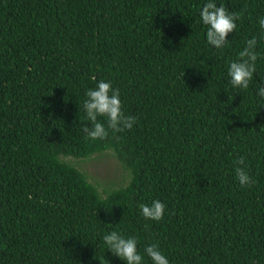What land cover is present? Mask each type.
<instances>
[{
  "label": "trees",
  "instance_id": "trees-1",
  "mask_svg": "<svg viewBox=\"0 0 264 264\" xmlns=\"http://www.w3.org/2000/svg\"><path fill=\"white\" fill-rule=\"evenodd\" d=\"M207 0H0V264H126L105 232L157 244L170 264H264V0L209 45ZM256 37L247 89L228 67ZM119 89L131 129L91 140L85 93ZM113 152L129 181L101 191L67 157ZM244 163L240 164L239 161ZM241 167L251 177L242 186ZM160 200V220L139 205Z\"/></svg>",
  "mask_w": 264,
  "mask_h": 264
},
{
  "label": "clouds",
  "instance_id": "clouds-1",
  "mask_svg": "<svg viewBox=\"0 0 264 264\" xmlns=\"http://www.w3.org/2000/svg\"><path fill=\"white\" fill-rule=\"evenodd\" d=\"M200 22L206 26V40L209 45L222 48L229 32L236 28L237 13L228 11L223 5H218L216 0H207L199 12ZM261 29H264V18L259 19ZM257 39L252 37L247 40L244 48L238 53L239 59L231 61L228 67L230 84L234 88L247 89L254 73L257 71V60L260 53L257 51ZM256 95L264 97V86L257 88ZM83 102L86 119L91 126L83 128L86 137L91 140L103 139L108 135V130L98 117L107 118L108 128L114 131L133 128L137 118L125 116L121 108L120 91L113 88L111 81L99 80L94 88H89L85 93ZM240 164L244 161L241 159ZM236 175L242 186L250 184L251 177L244 168H236ZM141 214L145 219L160 220L165 212V204L160 200H153L151 204L139 205ZM107 249L113 255L122 259L126 264H143L144 257L137 250V239L134 236L125 237L119 231L105 232L102 237ZM153 264H170L169 259L160 250L157 244H150L144 249Z\"/></svg>",
  "mask_w": 264,
  "mask_h": 264
},
{
  "label": "rangeland",
  "instance_id": "rangeland-1",
  "mask_svg": "<svg viewBox=\"0 0 264 264\" xmlns=\"http://www.w3.org/2000/svg\"><path fill=\"white\" fill-rule=\"evenodd\" d=\"M66 160L84 170L90 180L103 192L106 189L117 188L129 181V172L123 169L121 162L111 151L86 159L67 157Z\"/></svg>",
  "mask_w": 264,
  "mask_h": 264
}]
</instances>
